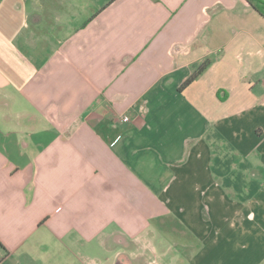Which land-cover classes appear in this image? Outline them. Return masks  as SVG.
<instances>
[{"label":"crops","instance_id":"obj_1","mask_svg":"<svg viewBox=\"0 0 264 264\" xmlns=\"http://www.w3.org/2000/svg\"><path fill=\"white\" fill-rule=\"evenodd\" d=\"M258 1L0 0V264L166 219L184 263L264 264Z\"/></svg>","mask_w":264,"mask_h":264},{"label":"rangeland","instance_id":"obj_2","mask_svg":"<svg viewBox=\"0 0 264 264\" xmlns=\"http://www.w3.org/2000/svg\"><path fill=\"white\" fill-rule=\"evenodd\" d=\"M160 225L156 228L149 224L134 241L126 236L131 245L126 246L125 250L116 239L106 240L107 250L104 244L100 246L102 240H98L92 243L94 248L89 253L80 251L74 256H61L60 264H187L184 263L187 259L182 255L181 236L177 238L176 233L170 232L172 226L178 232L184 231L185 226L178 222L170 223V219L162 220ZM130 250L133 253H129Z\"/></svg>","mask_w":264,"mask_h":264},{"label":"trees","instance_id":"obj_3","mask_svg":"<svg viewBox=\"0 0 264 264\" xmlns=\"http://www.w3.org/2000/svg\"><path fill=\"white\" fill-rule=\"evenodd\" d=\"M257 10L264 16V2L258 1L257 5L255 6ZM207 66V61H204L202 64L199 65L196 72L192 74L190 77H188L182 85L179 87V89H182L184 86L188 85L199 73H201L205 67Z\"/></svg>","mask_w":264,"mask_h":264},{"label":"built area","instance_id":"obj_4","mask_svg":"<svg viewBox=\"0 0 264 264\" xmlns=\"http://www.w3.org/2000/svg\"><path fill=\"white\" fill-rule=\"evenodd\" d=\"M123 119H124V120H127L128 118L125 116Z\"/></svg>","mask_w":264,"mask_h":264}]
</instances>
